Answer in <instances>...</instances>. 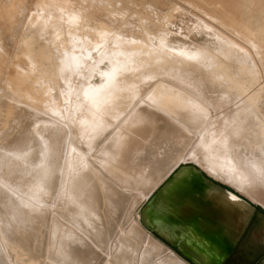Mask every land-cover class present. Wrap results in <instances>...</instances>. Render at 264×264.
<instances>
[{
	"label": "bare ground",
	"instance_id": "bare-ground-1",
	"mask_svg": "<svg viewBox=\"0 0 264 264\" xmlns=\"http://www.w3.org/2000/svg\"><path fill=\"white\" fill-rule=\"evenodd\" d=\"M71 1L46 0L23 38L27 70L20 69L24 76L18 73L12 92L42 104L55 119L28 101L14 102L17 126L0 131V232L6 235L0 264H149L160 245L133 213L142 202L145 210L154 195L132 197L134 204L118 221L121 191L96 173L87 154L144 97L198 135L155 187L190 160L258 200L264 194V74L256 62L264 63V0H180L183 6L170 0H83L90 16L103 14L83 29L75 18L80 6ZM37 2L43 10L42 0ZM41 32L45 37L37 40ZM47 79L54 84L45 97ZM105 150L115 152L113 144ZM96 159L135 178L105 156ZM187 168L178 167L168 179V204L159 211L165 225L157 223L164 232L180 226L206 264H219L247 220L237 217V194L223 184L197 200L182 186ZM155 264L185 263L170 254Z\"/></svg>",
	"mask_w": 264,
	"mask_h": 264
},
{
	"label": "rangeland",
	"instance_id": "rangeland-1",
	"mask_svg": "<svg viewBox=\"0 0 264 264\" xmlns=\"http://www.w3.org/2000/svg\"><path fill=\"white\" fill-rule=\"evenodd\" d=\"M72 1L80 6L78 7L81 11L75 16L78 20L77 28L79 29L86 28L85 24L87 21H93L96 17L103 15L94 13L90 16V7L83 0ZM86 1L88 2L89 0ZM170 1L184 5L183 1L180 0ZM110 3L105 6L110 5ZM260 3L264 4L263 2ZM38 4L37 0H0V27L3 29V34L0 37V131L9 132L14 128L12 126H17V123L13 122L15 120L12 112L14 102L28 101L31 105H35L30 99H24L21 94H16L12 91L13 86L20 78L18 76L20 69L26 67L27 70L28 60L23 58V53L28 51V49L24 47L26 44L23 43V38L29 37L26 32L29 28V22L31 20L37 21V15L44 11L47 2L42 0L43 10L39 8L40 5ZM86 6L88 7L84 9ZM43 32L37 35V40L39 37H45ZM37 40H35L34 44H36ZM41 42L39 41V44ZM58 54H61L60 51ZM56 61L60 62L59 66L63 64L61 57ZM47 62H51V59ZM256 63L257 69H261L260 71L263 75L264 63L262 60H257ZM52 66H54V63ZM24 73L25 71L20 72V75L24 76ZM49 80L47 79L44 82L45 85H48L46 86L48 89L44 94L45 97L48 91H52L51 85L54 84V80ZM160 80L170 81L164 77ZM37 99H43V95L37 96ZM150 104L152 103L142 97L136 109L118 126L114 134H109L101 143L96 145L91 153L87 154L90 164L95 167V171L98 169L96 173L99 176L103 174L101 176L103 179L108 182L111 181L110 183L116 186L119 192L121 191L118 202L119 209L117 211L118 221H122V216L132 207V197L142 196L147 198L149 195L150 197L154 195L153 201L145 210H143L145 202H142L135 208L133 213L134 219H138L137 221H139L138 223L144 230L145 235L154 239L160 245L158 257H154L149 264H155L159 257L170 254H175L185 264H206L203 259L204 253L195 243L189 241L186 235L181 234L180 226L164 232L157 223L159 221L162 225H165L161 217V215L165 214L160 213V210H163L168 204L169 198H166L169 196L168 189H166L168 179L173 175L175 169L187 165L189 179L186 183L182 181L183 187L187 184L186 190L194 193L196 199L200 200L197 195L215 191L219 184H223L237 194L236 198L232 200V205L237 211V217L247 220L240 238L232 247L226 248L227 254L225 255L224 253L222 255L219 264H264V194L261 191L258 194V200L247 192L238 191L237 189L235 191L233 186L229 187L223 180L217 179L218 177L212 175L208 170L206 171L199 163H190V160L187 163H179L169 173L167 178L155 187L168 171L179 160L183 159V156L197 140L198 135L197 132L192 129L189 130V128L165 114L154 104ZM33 107H35L33 109L36 112L41 113L43 116L55 119L51 112L47 111L42 104ZM138 115L139 118L137 117ZM110 144H113L115 148L114 154L111 155L105 150L106 145ZM97 156L107 157L113 164L132 172L135 178H126V176L115 171L110 166L98 162ZM163 186L165 188H162ZM181 190L180 192L183 194L184 188ZM178 194L179 192H177L176 197ZM101 209L104 210V207ZM198 219L199 213L196 211L191 223L192 228L196 227ZM2 221L4 219L0 218V222ZM176 221L178 224L181 222L180 219ZM115 233L117 234V231ZM115 233L111 239L115 238ZM5 236V234L0 232V240L3 241ZM222 240L225 244L228 243L226 236H223ZM97 253L100 254L98 251ZM12 261L13 264H16L14 260Z\"/></svg>",
	"mask_w": 264,
	"mask_h": 264
},
{
	"label": "water",
	"instance_id": "water-1",
	"mask_svg": "<svg viewBox=\"0 0 264 264\" xmlns=\"http://www.w3.org/2000/svg\"><path fill=\"white\" fill-rule=\"evenodd\" d=\"M223 244H225L224 242H223ZM197 245V244H196ZM226 245V244H225Z\"/></svg>",
	"mask_w": 264,
	"mask_h": 264
}]
</instances>
